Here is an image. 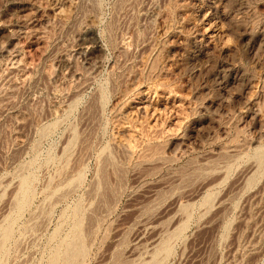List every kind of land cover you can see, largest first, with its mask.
Instances as JSON below:
<instances>
[{
    "label": "rangeland",
    "instance_id": "374dc122",
    "mask_svg": "<svg viewBox=\"0 0 264 264\" xmlns=\"http://www.w3.org/2000/svg\"><path fill=\"white\" fill-rule=\"evenodd\" d=\"M0 51V264H264V0H0Z\"/></svg>",
    "mask_w": 264,
    "mask_h": 264
},
{
    "label": "bare ground",
    "instance_id": "6f19581e",
    "mask_svg": "<svg viewBox=\"0 0 264 264\" xmlns=\"http://www.w3.org/2000/svg\"><path fill=\"white\" fill-rule=\"evenodd\" d=\"M218 5V4H217ZM224 13V12H223ZM224 15V14H223ZM224 18V17H223ZM222 18V19H223ZM226 18V17H225ZM224 20V19H223ZM20 26V25H19ZM248 33V32H247ZM263 34V33H262ZM246 35V34H245ZM13 39V38H12ZM15 39V38H14ZM87 40V39H86ZM87 42V41H86ZM95 42V41H94ZM83 46V45H82ZM257 46V45H256ZM94 48V47H93ZM257 48V47H256ZM10 49V48H9ZM6 50V49H5ZM8 50V49H7ZM9 51V50H8ZM16 51V50H15ZM88 51H89V49H88ZM1 52V51H0ZM87 53V52H86ZM7 55H8V53H6ZM13 54V53H12ZM16 54V53H15ZM13 56V55H12ZM11 58V57H10ZM227 64V63H226ZM230 65V64H229ZM222 66V65H221ZM228 66V65H227ZM222 68V67H221ZM231 68V67H230ZM240 68V67H239ZM221 70H223V69H221ZM224 70H226V69H224ZM240 70V69H239ZM220 71V70H219ZM223 72V71H222ZM231 73H232V71H231ZM236 73V72H235ZM228 75V74H227ZM234 76H235V74H234ZM237 77V76H236ZM239 77V76H238ZM249 79V78H248ZM236 80V79H235ZM239 82V81H238ZM227 83V82H226ZM234 83V82H233ZM232 83V84H233ZM231 84V85H232ZM226 90V89H225ZM233 93V92H232ZM246 93V92H245ZM245 99V98H244ZM253 102V101H252ZM250 103H251V101H250ZM219 104V103H218ZM252 104V103H251ZM216 106V105H215ZM246 106V105H245ZM218 108V107H217ZM252 108V107H251ZM225 110V109H224ZM223 111V110H222ZM259 111V110H258ZM247 112V111H246ZM261 113V112H260ZM212 115V114H211ZM254 116V115H253ZM249 117V116H248ZM259 120V119H258ZM224 127V126H223ZM223 130V129H222ZM225 130V129H224ZM225 135V134H224ZM247 140V139H246ZM234 143V142H233ZM231 144H232V142H231ZM230 146V145H229ZM233 146V145H232ZM228 147V146H227ZM178 148V147H177ZM230 149H232V148H230ZM223 150H225V149H223ZM228 151V150H227ZM239 151V150H238ZM177 153V152H176ZM263 155V154H262ZM229 157V156H228ZM262 159V158H261ZM77 243V242H76ZM80 245H81V243H79ZM80 245H75V244H73V247H71L70 248V250H69V253L67 254V257H66V264H74V263H76V261L80 258V257H82L83 255H85L84 254V249H83V244L80 246ZM72 246V245H71ZM69 249V248H68ZM61 257V256H60ZM78 262V261H77Z\"/></svg>",
    "mask_w": 264,
    "mask_h": 264
}]
</instances>
